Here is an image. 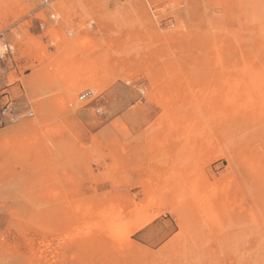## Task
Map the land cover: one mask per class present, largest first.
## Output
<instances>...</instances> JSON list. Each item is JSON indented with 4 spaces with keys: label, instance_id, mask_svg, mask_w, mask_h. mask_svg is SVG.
I'll return each mask as SVG.
<instances>
[{
    "label": "rangeland",
    "instance_id": "obj_1",
    "mask_svg": "<svg viewBox=\"0 0 264 264\" xmlns=\"http://www.w3.org/2000/svg\"><path fill=\"white\" fill-rule=\"evenodd\" d=\"M0 42V264H264V0H0Z\"/></svg>",
    "mask_w": 264,
    "mask_h": 264
},
{
    "label": "built area",
    "instance_id": "obj_2",
    "mask_svg": "<svg viewBox=\"0 0 264 264\" xmlns=\"http://www.w3.org/2000/svg\"><path fill=\"white\" fill-rule=\"evenodd\" d=\"M51 19L54 22H59V20L56 18V15H52ZM13 46L8 43L0 42V61H4L8 56L13 54ZM92 96V93L90 91L85 92L83 95H81L80 100L84 101L87 100Z\"/></svg>",
    "mask_w": 264,
    "mask_h": 264
}]
</instances>
